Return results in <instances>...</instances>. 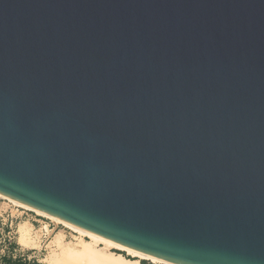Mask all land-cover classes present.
I'll return each instance as SVG.
<instances>
[{
	"label": "water",
	"instance_id": "obj_1",
	"mask_svg": "<svg viewBox=\"0 0 264 264\" xmlns=\"http://www.w3.org/2000/svg\"><path fill=\"white\" fill-rule=\"evenodd\" d=\"M0 194L177 264H264V0H0Z\"/></svg>",
	"mask_w": 264,
	"mask_h": 264
},
{
	"label": "bare ground",
	"instance_id": "obj_2",
	"mask_svg": "<svg viewBox=\"0 0 264 264\" xmlns=\"http://www.w3.org/2000/svg\"><path fill=\"white\" fill-rule=\"evenodd\" d=\"M0 199H4L12 203L13 205L32 211L41 217L50 219L56 225H63L69 230L78 233L81 237H88L90 241L81 238L77 243L65 242V236L63 232H57L53 238L52 244L58 247V251L54 252L48 257V261L51 264H85L88 262L102 264H142L139 259L130 260L124 257L122 254L113 253L110 249H119L137 258L145 259L153 263L160 264H177L163 259L146 255L144 253L135 251L128 247L118 245L105 238L99 237L91 232H88L78 226L70 224L62 219L56 218L47 214L44 211L26 205L13 198L7 197L0 194ZM32 225L29 222H24L19 226V241L23 246H34L37 247V240L32 237ZM38 238V237H37ZM77 239V238H76ZM103 246H101V244ZM91 262V263H92Z\"/></svg>",
	"mask_w": 264,
	"mask_h": 264
},
{
	"label": "rangeland",
	"instance_id": "obj_3",
	"mask_svg": "<svg viewBox=\"0 0 264 264\" xmlns=\"http://www.w3.org/2000/svg\"><path fill=\"white\" fill-rule=\"evenodd\" d=\"M24 222H29L32 225V237H34L36 240L38 239L37 247L23 246L19 241V226ZM12 223L15 232V238L12 243L9 244L6 238ZM60 231L63 232L65 236V242L77 243L81 238L90 241L88 237H81L78 233L69 230L63 225H56L50 219L41 217L32 211L17 207L7 200L0 199V264H2L4 257H12L13 259H26L32 264H51L50 261H48V257L53 253V251L57 252L59 250L57 246L52 244V241L56 233ZM5 246L8 249L5 250V255H3L4 253L2 252V249ZM101 246L103 245L101 244ZM110 251L113 253H125L126 256H130L134 260L139 259V261H146L148 264H160L137 258L119 249H110ZM91 262L85 264H102L100 262Z\"/></svg>",
	"mask_w": 264,
	"mask_h": 264
},
{
	"label": "trees",
	"instance_id": "obj_4",
	"mask_svg": "<svg viewBox=\"0 0 264 264\" xmlns=\"http://www.w3.org/2000/svg\"><path fill=\"white\" fill-rule=\"evenodd\" d=\"M118 254H122L124 257L130 260H134L130 256H126L125 253L117 252ZM142 264H148L146 261H140ZM2 264H32L30 261H27L26 259L18 258L13 259L12 257H4L2 260Z\"/></svg>",
	"mask_w": 264,
	"mask_h": 264
},
{
	"label": "built area",
	"instance_id": "obj_5",
	"mask_svg": "<svg viewBox=\"0 0 264 264\" xmlns=\"http://www.w3.org/2000/svg\"><path fill=\"white\" fill-rule=\"evenodd\" d=\"M15 238V232H14V229H13V223L10 225V228H9V232L7 234V238L6 240L9 242V244L12 243V241L14 240ZM8 248L5 246L3 249H2V252L4 253L3 255H5V250H7Z\"/></svg>",
	"mask_w": 264,
	"mask_h": 264
}]
</instances>
